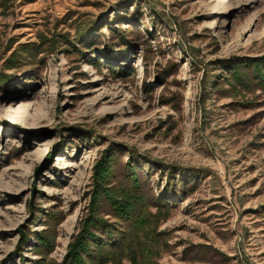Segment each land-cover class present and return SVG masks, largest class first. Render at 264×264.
I'll return each instance as SVG.
<instances>
[{
	"label": "rangeland",
	"instance_id": "obj_1",
	"mask_svg": "<svg viewBox=\"0 0 264 264\" xmlns=\"http://www.w3.org/2000/svg\"><path fill=\"white\" fill-rule=\"evenodd\" d=\"M258 63L264 0H0V264L64 263L136 196V254L83 264H264Z\"/></svg>",
	"mask_w": 264,
	"mask_h": 264
},
{
	"label": "trees",
	"instance_id": "obj_2",
	"mask_svg": "<svg viewBox=\"0 0 264 264\" xmlns=\"http://www.w3.org/2000/svg\"><path fill=\"white\" fill-rule=\"evenodd\" d=\"M258 67H260V69ZM254 70L256 78L261 84H264V64L258 63L257 68H255ZM131 178L133 180V183L129 188V192H127L128 195H126V197L129 198L132 197L131 194H134L132 192H135L137 190L136 188H138L139 186L138 179L135 176H132ZM120 200L121 201L117 202L118 207L112 206V210L113 212H115V214L119 215L120 218H123L127 222H129V220L131 219H134L127 230L124 231L122 229L118 232L119 234L112 235L111 225H107L105 224L104 220H100V223L97 222V224H100L102 226L101 232H99L100 230L94 232L93 230L91 231L89 228H86L85 235L80 236L78 241L70 246L72 249H70L69 254L66 256L65 262L59 264H83V254L86 257L98 259V253L96 252L97 250H99L100 256L101 251H104L105 253L102 257H107V259L116 256V254H122L123 252H126L128 254L131 253L133 255L136 254L135 248L132 247V239L133 237H139L140 230L143 231L142 227L144 226V222L143 218L141 217L144 209H146L148 204L145 203V199L141 200L137 198V196L136 198H134L133 202H130L127 199H124V201L122 199ZM152 202H154L155 206L158 207L168 206L167 203H169L165 202L164 200H161V202L152 200ZM97 226L98 225L93 224L94 229L97 228ZM104 235L106 236L105 238L103 237ZM101 236L102 239L99 238ZM37 238L40 240L39 244L41 246H48V238H46L45 236H37ZM95 246L96 249L93 248ZM42 264H47V262H42Z\"/></svg>",
	"mask_w": 264,
	"mask_h": 264
}]
</instances>
